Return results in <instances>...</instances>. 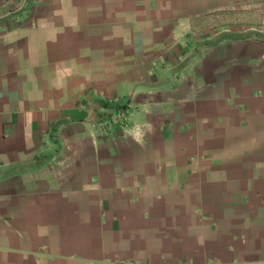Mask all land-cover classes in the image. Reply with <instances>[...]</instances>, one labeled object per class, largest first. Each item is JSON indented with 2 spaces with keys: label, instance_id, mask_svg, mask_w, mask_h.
Listing matches in <instances>:
<instances>
[{
  "label": "crops",
  "instance_id": "obj_1",
  "mask_svg": "<svg viewBox=\"0 0 264 264\" xmlns=\"http://www.w3.org/2000/svg\"><path fill=\"white\" fill-rule=\"evenodd\" d=\"M0 264H264V0H0Z\"/></svg>",
  "mask_w": 264,
  "mask_h": 264
},
{
  "label": "rangeland",
  "instance_id": "obj_2",
  "mask_svg": "<svg viewBox=\"0 0 264 264\" xmlns=\"http://www.w3.org/2000/svg\"><path fill=\"white\" fill-rule=\"evenodd\" d=\"M209 22V23H208ZM208 22L205 23L204 28L198 29V33L196 31V35L194 41H191V50H203L208 46L214 45L218 43L220 40L225 38L228 35V29L223 26H220L218 19H210Z\"/></svg>",
  "mask_w": 264,
  "mask_h": 264
},
{
  "label": "built area",
  "instance_id": "obj_3",
  "mask_svg": "<svg viewBox=\"0 0 264 264\" xmlns=\"http://www.w3.org/2000/svg\"><path fill=\"white\" fill-rule=\"evenodd\" d=\"M117 115H115L116 117V121H118L119 123H123L124 121L127 120V114L124 110H119L116 113Z\"/></svg>",
  "mask_w": 264,
  "mask_h": 264
}]
</instances>
